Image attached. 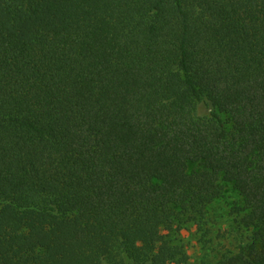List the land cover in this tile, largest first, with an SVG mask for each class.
Wrapping results in <instances>:
<instances>
[{
  "label": "trees",
  "instance_id": "16d2710c",
  "mask_svg": "<svg viewBox=\"0 0 264 264\" xmlns=\"http://www.w3.org/2000/svg\"><path fill=\"white\" fill-rule=\"evenodd\" d=\"M0 264H264V0H0Z\"/></svg>",
  "mask_w": 264,
  "mask_h": 264
},
{
  "label": "rangeland",
  "instance_id": "374dc122",
  "mask_svg": "<svg viewBox=\"0 0 264 264\" xmlns=\"http://www.w3.org/2000/svg\"><path fill=\"white\" fill-rule=\"evenodd\" d=\"M222 185V194L210 205L206 222L182 230L180 239L192 261L204 257L216 259L237 251L240 243L251 236V230L241 222L247 213L244 198L232 183L222 182Z\"/></svg>",
  "mask_w": 264,
  "mask_h": 264
}]
</instances>
